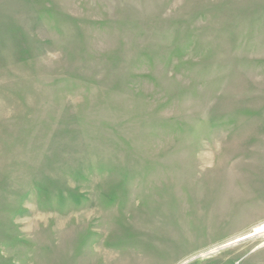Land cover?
<instances>
[{
	"label": "rangeland",
	"instance_id": "374dc122",
	"mask_svg": "<svg viewBox=\"0 0 264 264\" xmlns=\"http://www.w3.org/2000/svg\"><path fill=\"white\" fill-rule=\"evenodd\" d=\"M264 0H0V264H264Z\"/></svg>",
	"mask_w": 264,
	"mask_h": 264
},
{
	"label": "bare ground",
	"instance_id": "6f19581e",
	"mask_svg": "<svg viewBox=\"0 0 264 264\" xmlns=\"http://www.w3.org/2000/svg\"><path fill=\"white\" fill-rule=\"evenodd\" d=\"M262 231H264V222L261 223V224H259V225H257V226H255V227L252 229L251 232H249V233H247V234H245V235H243V236H241V237H237V238L234 239V240H237V239H240V238H243V237H246V236H251V235H253V234L260 233V232H262Z\"/></svg>",
	"mask_w": 264,
	"mask_h": 264
}]
</instances>
